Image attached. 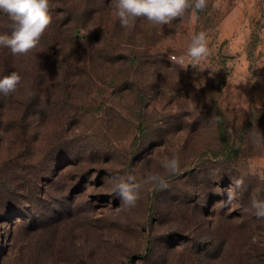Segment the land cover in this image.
I'll return each instance as SVG.
<instances>
[{
  "label": "rangeland",
  "instance_id": "1",
  "mask_svg": "<svg viewBox=\"0 0 264 264\" xmlns=\"http://www.w3.org/2000/svg\"><path fill=\"white\" fill-rule=\"evenodd\" d=\"M50 4L36 49L0 48V78L22 77L0 94V264H264V218L250 207L264 198V144L250 137L264 133V0H207L131 28L111 0ZM201 31L207 69L171 62H190ZM157 173L167 187L145 183ZM121 179L140 186L134 207L114 190Z\"/></svg>",
  "mask_w": 264,
  "mask_h": 264
},
{
  "label": "clouds",
  "instance_id": "2",
  "mask_svg": "<svg viewBox=\"0 0 264 264\" xmlns=\"http://www.w3.org/2000/svg\"><path fill=\"white\" fill-rule=\"evenodd\" d=\"M50 0H0V12L7 15L11 21V31L0 33V48L9 49L12 55H27L38 47L45 31L52 23ZM114 15L118 18L121 27L131 28L137 18H144L154 26L170 24L177 18H183L191 10L193 16L197 11L207 7V0H111ZM211 53L208 47L206 33L201 31L195 34L188 45L186 56L190 62L186 63L185 56H170L171 62L181 65L184 70L189 66H198L200 73L208 66ZM22 77L12 72L0 78V94L5 96L14 93L21 83ZM197 89L206 83L203 77L193 81ZM257 106L260 107L259 103ZM250 137L255 144H264V133L250 131ZM161 167L165 174L174 175L179 172V158L176 155L164 157ZM253 174L255 170L253 169ZM264 179V175L261 176ZM132 179L131 176L128 178ZM145 183H152L164 188L167 187L163 175L149 174ZM133 185L119 180L114 184V190L119 193L122 202L129 207H134L139 199V193ZM234 199V193H227V202ZM250 207L257 218H264V198L252 195Z\"/></svg>",
  "mask_w": 264,
  "mask_h": 264
},
{
  "label": "built area",
  "instance_id": "3",
  "mask_svg": "<svg viewBox=\"0 0 264 264\" xmlns=\"http://www.w3.org/2000/svg\"><path fill=\"white\" fill-rule=\"evenodd\" d=\"M172 56H180V55H176V54H174V55H172ZM186 58V57H185ZM188 61H187V58H186V63H187Z\"/></svg>",
  "mask_w": 264,
  "mask_h": 264
},
{
  "label": "trees",
  "instance_id": "4",
  "mask_svg": "<svg viewBox=\"0 0 264 264\" xmlns=\"http://www.w3.org/2000/svg\"><path fill=\"white\" fill-rule=\"evenodd\" d=\"M89 7H92V6L89 5L88 8H89ZM90 11H91V9H90ZM87 12H89V11H87Z\"/></svg>",
  "mask_w": 264,
  "mask_h": 264
}]
</instances>
